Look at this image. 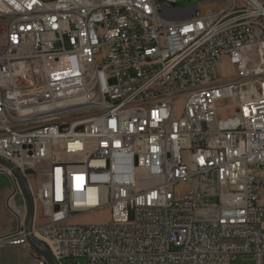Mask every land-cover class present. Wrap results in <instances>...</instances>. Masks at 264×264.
<instances>
[{
    "label": "built area",
    "instance_id": "1",
    "mask_svg": "<svg viewBox=\"0 0 264 264\" xmlns=\"http://www.w3.org/2000/svg\"><path fill=\"white\" fill-rule=\"evenodd\" d=\"M195 1L0 0V157L59 264H264V0Z\"/></svg>",
    "mask_w": 264,
    "mask_h": 264
},
{
    "label": "rangeland",
    "instance_id": "2",
    "mask_svg": "<svg viewBox=\"0 0 264 264\" xmlns=\"http://www.w3.org/2000/svg\"><path fill=\"white\" fill-rule=\"evenodd\" d=\"M225 0H198L194 3H201L203 10H220L223 6ZM180 6H186L188 3H181ZM103 50H106L104 48ZM101 62V58H98ZM220 76L226 80H236L238 78V72L236 66L232 65L229 61V57L225 56L223 63L221 65ZM35 174L29 173V178L33 184L34 189H37V182ZM14 193V189L10 180L4 175L0 174V206L1 210L4 211L8 206V199ZM17 203L21 204L20 197H17ZM38 214L40 216V223L43 221L46 223L47 220L43 219L42 208L39 206ZM0 222H3L0 219ZM112 222L111 210L109 208H104L99 211L78 217L71 221L72 224H109ZM61 264H86L85 260H80L76 263L74 260H64ZM232 264H255L253 257L251 256H237L232 260Z\"/></svg>",
    "mask_w": 264,
    "mask_h": 264
},
{
    "label": "water",
    "instance_id": "3",
    "mask_svg": "<svg viewBox=\"0 0 264 264\" xmlns=\"http://www.w3.org/2000/svg\"><path fill=\"white\" fill-rule=\"evenodd\" d=\"M0 165L4 166L16 176L17 181L20 185L23 200L26 206V215L24 220V232L26 234L27 240L29 241L32 248H34L47 262V264H59V262L54 257L50 248L42 240L37 238L34 234V220L36 216V205L33 198V194L23 172H21L12 162L0 157ZM77 263V262H76Z\"/></svg>",
    "mask_w": 264,
    "mask_h": 264
},
{
    "label": "crops",
    "instance_id": "4",
    "mask_svg": "<svg viewBox=\"0 0 264 264\" xmlns=\"http://www.w3.org/2000/svg\"><path fill=\"white\" fill-rule=\"evenodd\" d=\"M21 199V198H20ZM23 200L21 199V204ZM0 239L13 234L20 226L18 218L9 210L0 206ZM37 251L32 247H14L0 243V264H40Z\"/></svg>",
    "mask_w": 264,
    "mask_h": 264
}]
</instances>
